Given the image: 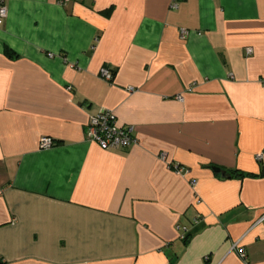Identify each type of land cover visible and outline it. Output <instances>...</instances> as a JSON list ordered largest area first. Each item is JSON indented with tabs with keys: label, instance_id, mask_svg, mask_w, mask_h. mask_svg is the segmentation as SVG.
I'll list each match as a JSON object with an SVG mask.
<instances>
[{
	"label": "crops",
	"instance_id": "crops-1",
	"mask_svg": "<svg viewBox=\"0 0 264 264\" xmlns=\"http://www.w3.org/2000/svg\"><path fill=\"white\" fill-rule=\"evenodd\" d=\"M7 7L0 264H264V0ZM104 110L138 142L89 141Z\"/></svg>",
	"mask_w": 264,
	"mask_h": 264
},
{
	"label": "built area",
	"instance_id": "built-area-1",
	"mask_svg": "<svg viewBox=\"0 0 264 264\" xmlns=\"http://www.w3.org/2000/svg\"><path fill=\"white\" fill-rule=\"evenodd\" d=\"M8 17L7 0H0V26H2ZM188 31L181 30V37L186 38ZM248 54H252L251 48L247 49ZM100 77L107 82L113 80V74L108 67H104L100 71ZM130 92L134 89L130 88ZM182 99V98H179ZM86 135L89 141L98 144L103 150H123L131 145L136 144L135 127L122 126L118 122V118L113 111L104 110L95 116H91L88 120ZM55 142L49 137H43L40 140V148L48 149L54 146ZM258 161L262 160V155L257 157ZM178 173H185V170L180 167H175ZM199 222L196 221V224ZM245 257V253H242Z\"/></svg>",
	"mask_w": 264,
	"mask_h": 264
},
{
	"label": "trees",
	"instance_id": "trees-1",
	"mask_svg": "<svg viewBox=\"0 0 264 264\" xmlns=\"http://www.w3.org/2000/svg\"><path fill=\"white\" fill-rule=\"evenodd\" d=\"M7 54H8L9 56H11V57L14 56L13 52L10 51V50H7ZM213 169H216V170L221 171V170H220L219 168H217V167H213ZM221 172H222V171H221ZM243 176H244V174L240 173L239 171H231V172H228V173H227V177H229V178H233V177H243ZM188 237H189V235H188ZM188 237H187V239H188Z\"/></svg>",
	"mask_w": 264,
	"mask_h": 264
},
{
	"label": "water",
	"instance_id": "water-1",
	"mask_svg": "<svg viewBox=\"0 0 264 264\" xmlns=\"http://www.w3.org/2000/svg\"><path fill=\"white\" fill-rule=\"evenodd\" d=\"M214 171H216L217 173H220L221 171H219V170H216V169H214Z\"/></svg>",
	"mask_w": 264,
	"mask_h": 264
}]
</instances>
